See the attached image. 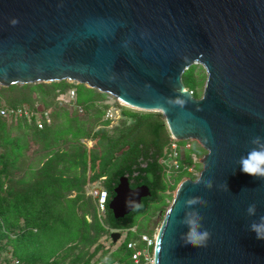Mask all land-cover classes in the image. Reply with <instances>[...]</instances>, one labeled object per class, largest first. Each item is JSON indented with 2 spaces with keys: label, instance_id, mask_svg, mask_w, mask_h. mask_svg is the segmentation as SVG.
<instances>
[{
  "label": "water",
  "instance_id": "95a60500",
  "mask_svg": "<svg viewBox=\"0 0 264 264\" xmlns=\"http://www.w3.org/2000/svg\"><path fill=\"white\" fill-rule=\"evenodd\" d=\"M192 65L206 72L200 98L183 82ZM63 80L160 112L173 138L207 151L176 189L153 264H264L251 228L264 232V178L240 169L251 140L264 144V0H0V86ZM148 195L124 176L109 208L122 218ZM189 224L205 245L185 243Z\"/></svg>",
  "mask_w": 264,
  "mask_h": 264
},
{
  "label": "trees",
  "instance_id": "16d2710c",
  "mask_svg": "<svg viewBox=\"0 0 264 264\" xmlns=\"http://www.w3.org/2000/svg\"><path fill=\"white\" fill-rule=\"evenodd\" d=\"M204 70L192 65L183 74L196 98L203 94L198 87ZM72 90L73 106L62 105L61 97ZM109 98L114 97L68 80L0 86V106L42 108L51 116L39 128L34 117L0 114V264H131L128 243L136 241L140 249L141 235L153 236L142 219L152 207L165 211L184 178L198 177L203 165L194 156L207 153L198 141L174 140L162 113L125 105L124 118L107 130ZM175 152L178 164L168 172L164 160ZM124 176L132 188L147 186L150 195L116 218L109 203ZM98 182L108 192L102 213L97 199L87 195ZM113 230L127 233L110 248L103 238L112 239Z\"/></svg>",
  "mask_w": 264,
  "mask_h": 264
},
{
  "label": "built area",
  "instance_id": "2783aa9c",
  "mask_svg": "<svg viewBox=\"0 0 264 264\" xmlns=\"http://www.w3.org/2000/svg\"><path fill=\"white\" fill-rule=\"evenodd\" d=\"M76 95L75 90H72L70 92V98H74ZM0 114L2 116L7 117H13V118H21V117H34L37 121V124L39 128H43V126L46 123L51 122V116L50 111L47 109H35L32 110L28 106H18V107H12V106H0ZM113 117L112 111L108 110L106 113V118ZM174 140H177L173 138ZM172 148L176 149L177 144L173 143ZM176 152L173 153L170 157H168L166 160H164V164L166 165L167 171L169 172V169L171 166H177L178 162L174 158L176 156ZM97 199V205L100 212H103L106 207V202L108 198V192L104 189H97L95 190V193L92 195ZM113 232H120L122 238V231L114 230ZM119 239V240H120ZM156 237L149 236L148 234H142L141 235V241L145 244L143 249L137 248L138 243L136 241H131L128 243V248L133 250L132 253V263L131 264H153L154 262V255L153 251H151V248L155 245ZM14 264H21L19 260H15ZM119 264H127V263H119Z\"/></svg>",
  "mask_w": 264,
  "mask_h": 264
},
{
  "label": "rangeland",
  "instance_id": "374dc122",
  "mask_svg": "<svg viewBox=\"0 0 264 264\" xmlns=\"http://www.w3.org/2000/svg\"><path fill=\"white\" fill-rule=\"evenodd\" d=\"M204 71H202V73L204 74V83L202 84V86H199L198 87V89L199 90H202V92H203L204 85H205V81H206V72H204ZM74 100H75V97L74 98H70V95H64V96L61 97V104L62 105H67V106H73L72 103L74 102ZM105 103L109 104L108 110L112 111V113H113V117L107 118V119L110 120V124L107 125L106 128H107V130H112L124 118L123 115H122V107H121L122 104L119 103L116 100V98H109V99H107L105 101ZM188 141H194V140H188ZM84 142L87 144L88 147H93L94 146V143H95L92 140H84ZM189 146L190 145L188 144L187 147H189ZM194 158L196 160H200L202 157L199 158L197 156H194ZM97 189H102L101 182H98V183H95L94 185L89 186L88 189H87V195H93L95 193V190H97ZM176 189H174L172 191L173 196H174V194L176 192ZM171 202H172V199L169 201V204L165 208V211L158 210L157 212H154L155 211V207H152V210H150V212L142 219V225L144 227H146V228H148L150 226V229H152V231H153V234H152L153 236L152 237H154V238L156 237L157 232L160 229V226L162 224V221H163V219H164V217L166 215V212H167V210H168ZM151 217H152V220H151ZM126 233H127L126 231H122V238L120 240H118L119 242H116L114 244H113V240L108 235H105L104 238H103V240H104V242L106 243V245L108 247L113 248V247H116L117 246L116 244H119L120 242H122V241L125 240ZM143 248H144V245H141V248L140 249H143Z\"/></svg>",
  "mask_w": 264,
  "mask_h": 264
},
{
  "label": "clouds",
  "instance_id": "9594fccd",
  "mask_svg": "<svg viewBox=\"0 0 264 264\" xmlns=\"http://www.w3.org/2000/svg\"><path fill=\"white\" fill-rule=\"evenodd\" d=\"M11 23L14 25L17 23L16 19H13ZM260 137H255L251 140L253 147L247 153L246 156L241 157V171L251 175L253 177L264 178V167H261V164H264V144H262ZM250 160H255L257 163L255 166H250ZM247 212L250 215H255L256 205L251 204L247 208ZM261 222H264V217L260 218ZM188 231L185 233L184 240L186 244L194 246H202L207 243L210 233L207 230L197 231L194 225H187ZM252 230L257 232L258 239H264V232L256 228V222H253L251 225Z\"/></svg>",
  "mask_w": 264,
  "mask_h": 264
}]
</instances>
